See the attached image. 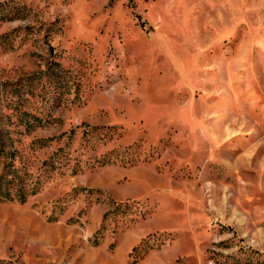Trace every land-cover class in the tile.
I'll return each mask as SVG.
<instances>
[{"label": "rangeland", "instance_id": "1", "mask_svg": "<svg viewBox=\"0 0 264 264\" xmlns=\"http://www.w3.org/2000/svg\"><path fill=\"white\" fill-rule=\"evenodd\" d=\"M0 131V264H264V0H0Z\"/></svg>", "mask_w": 264, "mask_h": 264}, {"label": "trees", "instance_id": "2", "mask_svg": "<svg viewBox=\"0 0 264 264\" xmlns=\"http://www.w3.org/2000/svg\"><path fill=\"white\" fill-rule=\"evenodd\" d=\"M14 142L15 140L11 136L4 138L0 131V200H16L24 203L38 190L29 184L26 175L21 172L19 167L15 166L17 152L12 149Z\"/></svg>", "mask_w": 264, "mask_h": 264}]
</instances>
